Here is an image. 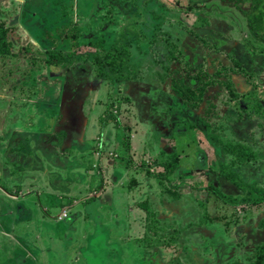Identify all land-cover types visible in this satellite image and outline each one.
<instances>
[{
  "label": "rangeland",
  "instance_id": "374dc122",
  "mask_svg": "<svg viewBox=\"0 0 264 264\" xmlns=\"http://www.w3.org/2000/svg\"><path fill=\"white\" fill-rule=\"evenodd\" d=\"M237 1L0 0V36L11 49L0 61V264L252 263L264 245V202L241 201L238 183L257 187L264 201V98L260 114L241 118L249 101L239 96L237 106L231 90L264 95V28L245 14L264 20V1L240 0L239 9ZM84 8L92 9L80 16ZM28 9L34 25L24 20ZM11 21L26 25L2 32ZM100 21L116 51L131 55L110 80L94 65L48 62L50 51L73 49L49 31L78 22L89 32ZM121 27L129 36L119 37ZM8 58H17L14 66ZM197 73L219 82L193 108L184 91L198 86ZM81 131L89 141L82 153ZM14 140L26 146L18 157L8 148ZM242 146L250 149L244 162L227 148ZM68 147L72 162L82 154L90 163L86 178L79 163L66 162ZM29 151L32 162L22 164ZM216 168L235 172L237 182Z\"/></svg>",
  "mask_w": 264,
  "mask_h": 264
},
{
  "label": "crops",
  "instance_id": "0c3cea01",
  "mask_svg": "<svg viewBox=\"0 0 264 264\" xmlns=\"http://www.w3.org/2000/svg\"><path fill=\"white\" fill-rule=\"evenodd\" d=\"M84 2H91L92 0H83ZM262 2L264 1V0H261ZM260 3V4H262L263 5V3ZM54 3H56V1L54 2ZM35 6H38V4L37 5H35ZM50 6V5H49ZM87 6H89V5H87ZM51 7V6H50ZM92 8H90V10H91ZM90 10H89V8H84V10L82 9L81 11L80 10H77V12H79L80 13V16L82 15V14H84L86 11H89V13H90ZM263 10H264V8H263ZM5 11L7 12V10H6V8H5ZM26 13H25V18H24V20L26 19V21L27 22H30V25L32 24V25H34L33 23H32V18H33V15H32V13L36 16V10L35 9H33V11L31 10V9H28L27 11H25ZM31 14H30V13ZM86 13H88V12H86ZM50 16H51V19H53V18H55V17H59V14H60V10L59 9H57V6L54 8V10H51L50 11ZM56 15V16H55ZM23 20V21H24ZM111 20H113V18H111L110 19V21ZM18 22L19 21H17V22H15V23H12V21L10 22L11 24L9 25V27H8V32L11 30V29H14V32L15 31H17L18 30V28H21L22 26H24L25 27V25H26V23H22V26H21V24H20V26H19V24H18ZM106 21H100V25H99V27H93V28H90L89 29V32H86L85 30L86 29H88V28H84V27H82V31L81 30H79V23L77 22L76 23V25L74 24V26L73 27H70L69 29H67V31L66 32H64V31H58V32H56V33H51V32H53V31H49V35H50V39H52L54 42H57V40H58V36H60L61 35V39H63V41H64V44H67V45H69L70 46V44H71V47L73 48V49H71V51H70V49H67L66 48V50H68V51H70L69 53L70 54H73L74 55V58H73V61H71V62H69V61H67V62H65V63H62L63 64V66L64 67H66L67 66V69H71V68H73L74 66H75V64H77L79 67H83V65H88V64H90V65H94V66H96V67H98L99 68V74H100V76H103V77H106V78H108L109 80H110V77H111V75L112 74H116L117 72H120V70H121V66L123 65V61L125 60V58L127 59V58H129L131 55L130 54H124V55H120L119 54V56H117L116 58L118 59L117 60V62H115V64L113 65V67L115 68V69H112V67H110L111 69H110V71H109V69H108V66H104V71L106 72V74H104V75H102L101 74V70H100V61L102 62V64H104L103 63V61L102 60H104L105 59V57H104V54H105V52L106 51H108V50H115L116 49V43H117V39H116V36H115V38H114V36H113V34H112V32H111V30H109L106 26H105V23ZM72 25H73V22H72ZM27 26H29V25H27ZM76 26V27H75ZM78 27V28H77ZM17 28V29H16ZM122 28V27H121ZM59 29H60V27H59ZM60 30H62V29H60ZM128 27H123L122 28V30H121V33H120V38L122 37V36H124L125 37V35L126 36H129V35H127V32H128ZM62 34L64 35L63 37H62ZM22 36V35H21ZM104 36H107V38H104ZM85 38H86V40H87V42H92V44L91 45H86V44H82V43H79V40H80V42H85ZM79 39V40H78ZM52 41V42H53ZM57 44H59V43H57ZM94 44H96L97 45V47L94 45ZM100 45H102V46H104V49H103V51H102V53L103 54H101L97 49H99V47H100ZM69 48V47H68ZM52 52H54V51H52ZM11 53V52H10ZM10 53H8V54H10ZM7 53H0V61H2V59L5 61V58H7V57H9L10 55H8ZM123 54V53H122ZM4 55H6V57L4 56ZM124 57V59H121V57ZM130 60V59H129ZM4 61H2V63H4ZM7 61L9 62V64H11V67L12 66H14V64L16 63V61H17V58L16 59H11V58H8L7 59ZM89 66V65H88ZM109 71V72H108ZM12 73L14 72V69L11 71ZM130 76V71H128V73L126 74V75H124V76ZM196 75V74H195ZM194 75V76H195ZM131 79V78H130ZM112 81V80H111ZM115 81H118V77L115 79ZM199 83V82H198ZM213 86H215V85H213ZM189 87H192V88H194L192 85H190L189 84ZM209 87H211V86H209ZM208 87V88H209ZM196 88V87H195ZM194 88V89H195ZM206 94V93H205ZM185 98V100L188 102V100H187V98L186 97H184ZM204 99V98H203ZM188 105L189 106H192L193 108H198L199 107V104L197 105V106H194V105H192L191 104V102H189L188 103ZM108 110L109 109H105L104 111H103V113H105V114H107V112H108ZM239 117H241V116H239ZM241 118H243V117H241ZM246 121L247 120H249V119H245ZM119 122V121H118ZM116 124H117V122H116ZM82 133H81V135L79 136V140H78V142L77 143H75V145H76V148L79 146V148H78V150H81V153H82V150L84 151V150H87V147H88V144H89V141H88V138H87V136H85L84 135V133H83V131H81ZM42 134H39V138H40V136H41ZM52 134H49L48 135V141H52ZM58 138H60L61 140L63 139V136H61L60 134L59 135H57L56 136V138L55 139H58ZM21 140V139H20ZM20 140H14V141H12V142H10L9 143V145H8V148H11V150L13 151V153H10L11 155H13V156H16V157H18L19 156V153L20 152H22L25 148H26V146L24 147V145L23 146H20V145H22L21 144V142H20ZM47 140H45L44 139V141H45V143H47L48 141ZM107 146L109 145L110 147L111 146H113V144L112 143H110V141L109 142H107V144H106ZM105 146V145H104ZM46 148L47 147H44L43 146V143H42V147L40 148V149H43V150H45L46 151ZM70 149V147H68V148H66L64 151H63V153L62 154H64L65 152H68V153H72L73 154V152H74V150H69ZM110 149H112V148H110ZM48 150V149H47ZM49 151V150H48ZM78 152V151H77ZM49 153V152H48ZM51 154H54L55 152H50ZM80 153V154H81ZM32 153H31V151H29V152H27V154L24 156V159L22 160V164H25V163H27V162H32V160H31V158H28V157H30V156H32L31 155ZM54 156V155H53ZM56 156V155H55ZM76 156V154L74 155H69L68 156V159L66 160V162H70V163H68V165H76V163H79L78 164V166H79V169H80V171L81 172H83V176L86 178V176H85V174H87L86 172H87V168H88V165H90V163H86L85 161H81V159H82V154L80 155V160H78V161H76V162H72V161H74V159L76 158L75 157ZM73 158V159H72ZM56 160L58 163L61 161V158H59V157H55V158H53V160ZM35 160V159H34ZM66 162L64 163V165L66 164ZM227 178V177H226ZM78 181L80 182V179H78ZM85 182V181H84ZM84 182H80V184L81 185H84ZM88 182H91V180H89ZM218 191V190H217ZM90 201V200H89ZM69 203H71V200H70V202H67L66 203V206H65V209L70 213V215H71V207L74 205L73 203L70 205ZM73 218V217H72ZM16 219V218H15ZM74 219H76V218H74ZM20 220V219H19ZM22 221H20L19 223H21ZM28 222H30V221H28ZM39 223H41V222H39ZM15 224V223H14ZM26 225H28V226H31V227H33L34 228V226H32V225H30V223H26ZM40 225V224H39ZM101 226V229H100V231H102V232H104V227H102V225H100ZM106 229L108 228V227H105ZM44 230V229H43ZM105 233V232H104ZM104 236H106L105 234H103ZM106 241H107V239H106Z\"/></svg>",
  "mask_w": 264,
  "mask_h": 264
},
{
  "label": "trees",
  "instance_id": "16d2710c",
  "mask_svg": "<svg viewBox=\"0 0 264 264\" xmlns=\"http://www.w3.org/2000/svg\"><path fill=\"white\" fill-rule=\"evenodd\" d=\"M229 1V0H228ZM239 1H237V3L235 2L234 3V6L237 7L238 9L241 7L239 5ZM260 1V2H259ZM259 3H261L262 1L261 0H258ZM190 5V4H189ZM190 7V6H189ZM245 14L249 17V21H250V24H252V26H254V22L257 23V28L258 30H261L262 28H264V24H263V16L262 15H258V14H254L251 18V13L250 11H245ZM0 24H3V23H0ZM9 29H5V30H2V32H8ZM5 36V34H4ZM5 37H2L0 36V53H10L11 52V49L10 47H7L6 46V43H5ZM8 44V43H7ZM127 52V50L123 51L122 53H125ZM50 54V58L48 59V62L51 63L53 62V60L55 59H58V62H61V63H65L66 61H73V58H74V55L73 54H70V53H65V54H61V53H55V52H52L50 51L49 52ZM119 54L121 55V50L120 51H116L115 50H108L105 52L104 54V57L105 59L103 60L104 64H102V62L100 61V70H101V74L104 75L106 74V72L104 71V66H108V67H112V69H115L113 67V65L115 64V62H117V56H119ZM222 70H219V73H221ZM207 73V72H205ZM124 76V75H123ZM195 78H198V86L194 89L192 87H189L184 91L185 93V97L189 100H192L191 101V104L194 105V106H197L198 104L201 103V101L203 100L204 96H205V93L207 92L208 90V87L209 86H213V85H216L218 84L219 80L218 79H213V78H210V79H204L202 77V74L201 73H197L195 75ZM229 87V86H228ZM232 92V95L236 98H238L236 102V105L238 106L239 105V96H243L245 97L246 100L249 101V108H247L245 111L241 110L240 111V114L239 116L241 117H244L245 113H246V117H248L249 119H252L254 118V114H252V109H254V111H257L258 114H260L261 110H259L260 106L262 107L263 104L261 102H259V99L260 98H264V95L263 97L259 95V92L257 91H250L248 93H245V94H240L238 93L237 91H233L231 90ZM107 115L110 116L111 118H113L117 123H118V117L116 114H114L113 112V109H109L108 112H107ZM229 151L235 153V151L239 154L238 157L241 158V162H244L245 160L249 159L250 157H248L247 155V150L250 151L249 147H246V146H242L240 148L239 151H237V149H230L229 147H227ZM253 156V158H256L255 156V152L254 151H251L250 152ZM178 158H176L175 160H172L170 161L169 163H165V167L168 169L167 173H170V172H173L177 166V163H178ZM132 165L135 164L134 161L131 162ZM216 171L220 172L221 175H223L224 177H227V178H238L237 174L233 171H227L226 169H223V168H216ZM158 175V174H157ZM132 178V183H133V186H135V184H137V179L135 177H131ZM238 179H234L235 182H237ZM238 186L243 190L245 191L244 194L245 196L242 197L241 201H246L247 199H251L252 200V203L254 205H261L264 201L261 199L262 198V195H261V191H259V189H257V187H249L245 182H240L238 183ZM254 196V197H253ZM88 199H93V197H88ZM70 205L72 203H69ZM144 207L151 212V207H149L147 205V203H144ZM156 222H158L157 220H155ZM262 224L264 225V221L262 222ZM152 230L153 232H158V228L154 229V227H152ZM250 259L252 260V263L251 264H261L262 262H264V245L260 246V248L252 255L250 256ZM235 264H244L242 262H239L237 261V263Z\"/></svg>",
  "mask_w": 264,
  "mask_h": 264
}]
</instances>
